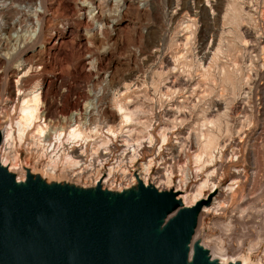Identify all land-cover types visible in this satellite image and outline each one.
I'll return each mask as SVG.
<instances>
[{"label":"rangeland","instance_id":"obj_1","mask_svg":"<svg viewBox=\"0 0 264 264\" xmlns=\"http://www.w3.org/2000/svg\"><path fill=\"white\" fill-rule=\"evenodd\" d=\"M21 108L32 125L19 163L39 173L30 135L42 129L47 149L53 131L75 129L85 142L58 154L80 168L55 180L78 185L91 182L80 173L97 164L90 154L107 158L103 183L139 140L130 174L151 159L148 183L172 167L189 191L190 158L213 140L216 188L197 230L217 255L264 264V0H0V126Z\"/></svg>","mask_w":264,"mask_h":264},{"label":"water","instance_id":"obj_2","mask_svg":"<svg viewBox=\"0 0 264 264\" xmlns=\"http://www.w3.org/2000/svg\"><path fill=\"white\" fill-rule=\"evenodd\" d=\"M24 169L0 162V264H220L193 241L212 194L187 207L137 173L118 191Z\"/></svg>","mask_w":264,"mask_h":264},{"label":"bare ground","instance_id":"obj_3","mask_svg":"<svg viewBox=\"0 0 264 264\" xmlns=\"http://www.w3.org/2000/svg\"><path fill=\"white\" fill-rule=\"evenodd\" d=\"M31 99L37 102L35 96H33V98H30V100ZM33 103L35 102L33 101ZM25 109L22 108L20 109V116L17 119H14L9 123H4V125L0 126V133L2 134V142L0 145V155H1L0 162L4 166L7 167L9 166V171L16 176L17 180L20 181L23 180L25 177V172H24L25 164L22 162L19 163L18 156L15 150L21 144L24 135L27 133V131L31 128L32 125V122L29 119L24 118L25 116L27 117L29 116V112H27ZM34 110L35 109L33 108V111ZM29 117L31 119V116ZM78 133L75 131V129H72L71 131L67 132V134L53 131L52 144L55 145V148L53 149L52 154L47 153V149L48 152L52 150V144H50V148L47 149L44 148L42 145V135H43L42 129L37 130L35 134L30 135L29 143H27V147L29 146L31 150H33L35 153H38L39 158H45V163L44 165H42L43 169H41L40 172L38 173L42 178L46 179L47 181H52L55 180L56 178L55 169H60V172L61 171L73 172L80 168V161L77 160L79 158L78 156H73L69 154H58V150H60L59 148L60 143L64 142V143H68L69 145H76L77 143L85 142L86 139L79 136L80 134ZM116 135L117 134L115 132L108 130L104 141V145H107L110 141L114 140L116 138ZM148 140L150 143L151 142L150 137L148 138ZM165 142H166L165 135L163 134L159 135L158 149H160ZM140 146H141V142L139 140L136 141L135 144L131 145V147H128V151L125 159L120 157V159L116 161L115 165H112L111 167L108 168L107 173L105 175L107 179L101 184L102 188L119 191L135 184L136 179L133 174H130L129 168H131L133 164L136 162L138 157V149L140 148ZM214 150H216L214 141L211 139H207L205 141L204 147L200 149V152L198 150L197 154L191 156L190 158V165L192 167L191 173L194 176L195 183L192 185L189 191L186 190L187 182L185 181L184 174L183 177L179 179L177 182L175 183L173 182L174 176L171 172L172 167L171 168L166 167L164 171L160 174L158 178V185L156 188L158 190H163V191L175 189V191L180 192L181 194L178 198L187 207L194 205L198 200L207 198L208 196H210V194L214 192L216 188L215 181L213 179L215 170L206 172V168L210 167L216 159L215 155L213 154ZM217 153L219 158V156L221 155V150H219ZM94 156L95 154L89 155L91 160L94 159L92 160L93 163L95 162V164L96 163L97 164L94 166L89 161L88 164L85 165L84 168L82 167L80 171V173L86 175L85 178L87 180L89 179L91 180V182L83 183L84 185L89 183L88 186H95L98 183H100V179H101L100 170L104 165V163L106 162L107 158L103 159L102 157L103 155L101 157H94ZM7 158L10 159V165L5 161ZM232 158L233 157H231V159ZM151 167H152V160L150 159L147 160L145 163L141 164L139 168L138 177L142 180V182L145 185L148 183L147 176L149 171L151 170ZM30 170L33 174L35 173L34 168H30ZM60 174H66V173L61 172ZM78 174L75 175L79 177ZM115 177L119 178L124 185L122 184L112 185V183L110 185L108 181L112 182ZM204 192H208V193L204 196ZM206 212H207V208H204L200 215L199 222L202 217V214H205ZM196 240L199 241L201 245L209 251L211 258L217 260L218 262H220V264H231V263L252 264L248 261V257L244 258V256L241 255L223 256L224 252H226L225 250H222V252H218L217 255L216 250L213 251L212 248L207 246L208 244L206 242L204 243L203 236L199 234L198 230L196 231L193 238V241Z\"/></svg>","mask_w":264,"mask_h":264}]
</instances>
